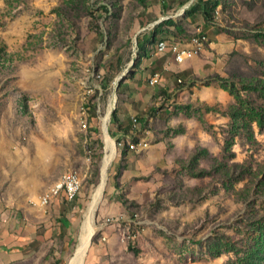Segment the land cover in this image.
Here are the masks:
<instances>
[{"label":"rangeland","instance_id":"obj_1","mask_svg":"<svg viewBox=\"0 0 264 264\" xmlns=\"http://www.w3.org/2000/svg\"><path fill=\"white\" fill-rule=\"evenodd\" d=\"M199 35L213 73L151 86L159 42ZM107 115L83 264H264V0H0V264L70 263ZM28 225L53 244L21 251Z\"/></svg>","mask_w":264,"mask_h":264},{"label":"crops","instance_id":"obj_2","mask_svg":"<svg viewBox=\"0 0 264 264\" xmlns=\"http://www.w3.org/2000/svg\"><path fill=\"white\" fill-rule=\"evenodd\" d=\"M176 41L178 42V40ZM214 48H217L216 51ZM219 49L224 51V49L221 48V45L213 42L207 45L206 48L204 47L194 58L188 59L182 64H177L174 61L173 54L171 55L170 52L158 51L155 55L153 66L160 69L158 71H161L162 73V78L159 84L161 90L175 94L177 92L178 79L181 80L183 78L189 80L192 77L206 78L212 74L217 62L214 55L216 56V52H218ZM39 228L40 227L28 225L25 231L19 236V240L22 243H19L18 245L23 248L21 251L27 253L29 245L35 242L34 240H37V249H44L47 248L46 244H53L52 239H54L53 235L55 234V228L48 229L46 227L42 232ZM38 234L41 238H38Z\"/></svg>","mask_w":264,"mask_h":264},{"label":"bare ground","instance_id":"obj_3","mask_svg":"<svg viewBox=\"0 0 264 264\" xmlns=\"http://www.w3.org/2000/svg\"><path fill=\"white\" fill-rule=\"evenodd\" d=\"M204 42V40H190V46L180 44V51H197L195 47L201 45V43ZM165 42L161 41L158 46L160 50V45H164ZM179 43H175L173 45H177ZM192 45V47H191ZM197 45V46H196ZM174 59L179 60V51H172ZM116 102V101H115ZM110 106V105H109ZM109 112V111H107ZM113 112V111H112ZM109 116L107 115L103 118V126H104V132H105V142H106V155L105 159L102 165V178L101 182L99 184V187L96 190V193L93 197V201L89 205V209L87 211V214L85 216L82 230L79 236V245L75 251L74 256L70 260L69 264H83V256L88 249L90 245V241L95 234V228H94V217L96 209L99 205V203L102 200L103 192L106 186V172L108 170L109 165L115 158V142L114 140L109 136L107 133V125L109 123ZM135 124H137L138 120L134 119ZM131 148L135 149L136 145L131 144ZM67 184L68 187H72L69 189V193L67 194V191H62L63 185ZM82 188V178L81 175L74 170L67 171L64 173V175L61 177V179L55 183L51 189L43 196L46 197L44 201V205L49 204L55 197L64 194L66 198L69 200H72L75 198V196L80 192Z\"/></svg>","mask_w":264,"mask_h":264},{"label":"built area","instance_id":"obj_4","mask_svg":"<svg viewBox=\"0 0 264 264\" xmlns=\"http://www.w3.org/2000/svg\"><path fill=\"white\" fill-rule=\"evenodd\" d=\"M190 40H204V42H205L206 45L208 43V39L204 35H199V36L193 37ZM180 43H181V41H180ZM172 51H179V60H174L177 64H182L186 60L192 59L197 54H199L198 51H192V50H189V51H180V44H177V45H169V44H166L165 43L164 45H160V52H170V54H171ZM161 78H162V74L160 72H155L149 78V84L151 86H156V85H158L160 83ZM178 82H179V79H178ZM132 122H133V127L136 128L138 125L135 124V121H132ZM140 147H145V141L143 142V145L142 146L136 147V150L138 148H140ZM70 188H72V187H68L67 184H64L63 185V188H62V191H67V194H68ZM45 199H46V197H42V201H41L42 205H44Z\"/></svg>","mask_w":264,"mask_h":264},{"label":"trees","instance_id":"obj_5","mask_svg":"<svg viewBox=\"0 0 264 264\" xmlns=\"http://www.w3.org/2000/svg\"><path fill=\"white\" fill-rule=\"evenodd\" d=\"M65 198V197H64ZM66 199V198H65Z\"/></svg>","mask_w":264,"mask_h":264}]
</instances>
